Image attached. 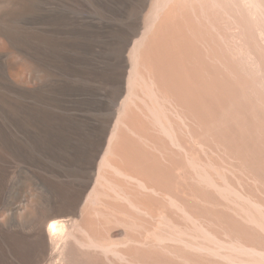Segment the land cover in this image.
I'll use <instances>...</instances> for the list:
<instances>
[{"label": "bare ground", "instance_id": "obj_1", "mask_svg": "<svg viewBox=\"0 0 264 264\" xmlns=\"http://www.w3.org/2000/svg\"><path fill=\"white\" fill-rule=\"evenodd\" d=\"M250 15L264 0H0V264H70V242L95 264H165L169 253L218 264L190 252L211 253L212 241L264 254L246 225L263 214L216 196L235 183L200 170L264 168V121L226 135L238 116L226 117L220 71L228 17L264 32ZM97 83L101 97L83 85ZM202 147L226 155L205 161ZM240 192L264 210L252 188Z\"/></svg>", "mask_w": 264, "mask_h": 264}, {"label": "rangeland", "instance_id": "obj_2", "mask_svg": "<svg viewBox=\"0 0 264 264\" xmlns=\"http://www.w3.org/2000/svg\"><path fill=\"white\" fill-rule=\"evenodd\" d=\"M250 16H251L252 21L250 20V17H249L248 18L250 20L248 22L249 24H250V22H252L251 24H253V19H255L254 22L259 19L255 23L256 25L255 24H253V25L255 27H259V24L261 23L260 26H262L264 28V26H263L264 25V18H262V17H264V15H261L262 17L258 16V19H256L257 16L255 17V15H250ZM228 20L229 21H227L225 23L228 26V27L226 26L227 31L225 30L226 35L223 37H220L218 39V42H219L218 46L225 52L226 56L229 58L230 68H220V71L224 75H230V91H231L230 92V96H231L230 102L231 101H232L231 103L234 102L232 105L230 103V112H228L226 114V117L230 116V113L231 114L237 113L235 115L238 116V120L235 124L232 123L230 120V126L226 128V135L230 137V133H231L232 136H234L236 138H240L239 134L236 131V129L238 127L246 126L245 128L248 127L247 130L249 129V132H251L250 128H252L254 124H258L257 120H259V122L264 121V32H262V34H261L258 31L257 34H259V36L256 33L251 34V33L247 32L249 34L248 35L247 33H244V31L242 33L241 29H239L237 25L234 26V23L232 25H230V20H233V19H230L228 17ZM234 32H236V33L232 35V33H234ZM237 34H239V35H237ZM260 35H262V36H260ZM238 48H240V49H238ZM240 59H242V60L240 61ZM232 61H234V62H232ZM234 63H235V65H234ZM83 85L87 86V89L89 88L90 90H92L96 94L97 97H101L105 93L104 87L98 83H97L98 86H95V84L91 85V86H88L86 84H83ZM95 89H97V92H95ZM152 100H153V98L151 96L146 98V101L149 103H151ZM235 115H233V116L235 117ZM219 118H220V116L217 118V122H218ZM224 119L225 118H220V120H219V127L221 129H224L226 127L225 123H224ZM262 125H264V124H262ZM250 134L252 136H254L253 133H250ZM166 137L170 140L169 136H166ZM234 137H232V138H234ZM236 138H234V139H236ZM253 138L255 139L256 136H254ZM239 140L237 143H239L241 146H243L244 144L240 143ZM226 147L228 149H230V147H232V145L228 144V145H226ZM200 151H201V155L205 161H208L209 159L210 160L211 159L217 160L218 158L220 159L221 157H224L223 155H226L225 153L223 154V150L222 151L220 149H213L212 150L208 147H202ZM226 160L228 162H230L231 165L235 164V159H231V157L228 159L226 157ZM206 165H207V163L204 162L203 167L200 169L202 176L204 175L203 176L204 178H208L209 173H211L212 176L214 175L213 177L216 178V180L217 179L220 180L223 176V179L228 180L230 183L234 182L235 183V189H236V193H235V189L232 190V188L227 184V182L224 180L225 181V183H224L223 180L221 179L222 182H220V181L219 182L222 184V185L220 184V186H223V187H217L218 189H216V187L213 189L210 188L211 191L212 190L214 192L216 191L217 195L220 194L222 196L227 197L230 200V204L232 203V201L242 202V203H244V205H246L247 208H250V210H253L254 212L257 211L256 213H258L260 215L263 214V217H264V210H262V209L260 210L259 208L255 207L252 203L244 200L243 195L240 192V189L244 191V189H246V188H252V190L256 194H258L259 196H261L262 199H264V168H263V170H260L257 173V177H255V176L249 175L248 173L245 175H240V174H238L237 170L234 167H230V169L223 168V169H221L222 171H220V172H214L209 165H207V166ZM217 173H218V175H216ZM216 176L219 178L221 177V178L219 179ZM237 176H239L241 178L242 182L245 185L244 184L240 185L237 183V181H236ZM216 192H215V195H216ZM203 222H204V220H203ZM205 223L209 227H210V225H212L211 227H213V226L217 227V226L213 225L210 220H209V223L204 222V224ZM187 224L189 226H193L195 223L193 221H191L190 219H187ZM247 224L261 238L264 239V227H263L264 225L263 226L259 225V227H258V225H256V224H255V226L252 223H246V225ZM204 230H205V226H201L200 234L203 237L201 239L203 242H208V241H206L207 233ZM223 237L224 236H222L221 238L223 239ZM225 238H226V236L224 237V239ZM216 242L215 241L209 242V244H210L209 246H211L212 249H213V247L215 248V250L213 249L214 251L211 253L209 251H206V250L197 251L194 249H192L190 252L194 251V253H197L198 255H201L203 257L210 258V259L214 260L215 262H217L218 264H264V254H262L259 251H251V250L243 249V248L239 247L238 245L233 244L232 242H230V244L229 243H222L221 244V243H216ZM165 243H167V242H165ZM73 245L74 244H72L70 242L69 246L71 247V249L69 246L66 248L67 249V251H66L67 252V258L69 259L70 264H95V262L93 263L92 261H89L87 258H85L86 257L85 254L84 253L81 254ZM142 247L143 246H141L140 248H142ZM226 257H227V259H226ZM165 258H166L165 264H190L188 262H182V261L177 260V258L175 256L171 255L170 253L167 254L165 256ZM118 262H119V264H125V262L123 260H118Z\"/></svg>", "mask_w": 264, "mask_h": 264}]
</instances>
